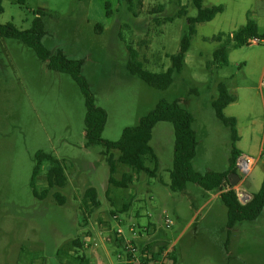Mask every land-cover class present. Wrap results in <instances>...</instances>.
<instances>
[{"label":"rangeland","instance_id":"rangeland-1","mask_svg":"<svg viewBox=\"0 0 264 264\" xmlns=\"http://www.w3.org/2000/svg\"><path fill=\"white\" fill-rule=\"evenodd\" d=\"M202 3L220 4L223 10L196 24L183 68L172 74L165 89L129 74L127 48L137 52L147 70L164 71L169 56L179 49L187 17L196 14L189 0H0V24L11 22L27 29L35 13L41 12L43 46L82 61L80 73L95 104L106 112L103 139L117 140L124 127L135 125L137 116L159 100H179L193 116L200 141L197 159L210 171L224 168L230 150L228 127L211 106L217 83L226 82L236 100L223 113L235 116L241 136L236 147L254 159L250 171L238 175L243 191H235L254 193L264 162V86L260 85L264 82V0ZM179 8L185 14L175 16ZM248 11L261 41L230 45L227 64L209 66L219 45L211 37L236 30L245 23ZM84 114L83 95L68 74L49 69L20 40L0 36V264H100L101 256L104 264H118L115 246L100 242L113 227L111 211L154 225L158 229L154 242L173 246L174 264H264V207L256 219L236 222L227 234L226 207L220 197L213 198L192 182L185 192L169 189L170 122L156 123L149 141L160 168L154 175L132 172L126 187H116L107 183L102 147H84ZM208 139L214 143L208 144ZM36 151L57 157L67 176L63 188H50L41 199L33 196L29 186ZM210 159L216 162L207 163ZM144 162L150 169L155 166L152 159ZM201 165L195 163L194 170ZM46 168L42 163L35 177L38 191L46 188ZM127 169L131 168L118 164L115 178ZM92 186L100 204L87 208L83 193ZM226 187H231L229 182ZM55 191L62 203L54 197ZM162 212L168 214L170 227L161 223ZM93 243L100 245L99 250L93 249Z\"/></svg>","mask_w":264,"mask_h":264},{"label":"trees","instance_id":"trees-1","mask_svg":"<svg viewBox=\"0 0 264 264\" xmlns=\"http://www.w3.org/2000/svg\"><path fill=\"white\" fill-rule=\"evenodd\" d=\"M203 0H189L191 6L196 9L194 16L187 17L184 33L180 39V46L175 54L169 56L170 65L164 71L152 72L144 68L143 63L138 59L137 52L131 47L127 48L126 69L129 74L135 75L148 85L165 89L172 81V74L179 72L184 65V53L187 51L190 38L196 31V24L211 20L217 13L222 12V5H208L202 3ZM108 8V2L105 3ZM2 10L0 6V11ZM109 15V10L106 12ZM41 12L35 13L32 24L27 29H19L13 23L0 24V36L20 40L31 48L36 56L44 61L49 69L68 74L78 85L84 99L85 114L83 119L84 127V147L94 144L102 147L101 156L108 167L107 183L116 187H126L131 182V174H122L120 179L114 177L117 164H125L135 173L145 172L154 175L157 166L156 157L150 146L151 131L157 122H170L173 128V151L172 164L169 170V189L171 191H181L186 183L192 182L206 191L221 190L220 199L226 207V228L227 234L230 228L237 221H251L258 217L264 207V162L262 163V180L258 190L252 193L250 199L241 203L234 188L224 189L229 182V174L235 172V161L240 155L236 147L238 135L235 127V119L223 113L224 108L236 100L234 93L228 91L226 82L217 83V96L212 98L211 106L215 116L228 127L230 150L228 167L225 171H205L199 172L192 168L191 161L196 154L197 140L192 128L193 116L179 104V100H159L154 107L146 114L142 115L133 126L124 127L117 140L103 139L101 134L106 122V112L97 106L93 95L88 87V83L81 75L82 61L68 58L61 50L55 52L48 51L42 44L44 35L43 24L40 16ZM185 14L183 8H179L177 15ZM174 16V17H175ZM172 20V18H168ZM100 29V25H96ZM258 35L256 22L246 14V21L236 30L230 33L220 32L211 37V40L219 43L212 52V61L209 63L216 66L226 65L228 62L227 51L230 45H244L247 38ZM117 150L118 155L114 157L112 151ZM146 159H152L155 166L149 168L145 164ZM34 166L31 172L29 186L35 198H43L50 188H63L67 183V176L61 161L43 151L34 153ZM46 162L45 182L46 188L38 191L35 186V177L40 171L42 163ZM224 189V190H223ZM60 203L63 198L59 192L53 193ZM82 201L87 208L97 207L99 200L94 187H88L83 193ZM115 213L113 211L110 212Z\"/></svg>","mask_w":264,"mask_h":264},{"label":"built area","instance_id":"built-area-1","mask_svg":"<svg viewBox=\"0 0 264 264\" xmlns=\"http://www.w3.org/2000/svg\"><path fill=\"white\" fill-rule=\"evenodd\" d=\"M261 41L259 37L252 36L246 39L245 44H257ZM264 86V82H260ZM254 159L248 155H239L235 161V171L246 175L252 165ZM225 189H228L226 187ZM161 223L164 227H170L171 221L166 212L160 215ZM110 221L113 227L104 237L100 238L103 243H112L116 249V256L119 260L118 264H173L172 251L173 246L170 244L157 245L154 242L158 229L153 227L149 222L145 224L133 222L124 214L112 213ZM100 245L94 244L93 249L98 250Z\"/></svg>","mask_w":264,"mask_h":264},{"label":"crops","instance_id":"crops-1","mask_svg":"<svg viewBox=\"0 0 264 264\" xmlns=\"http://www.w3.org/2000/svg\"><path fill=\"white\" fill-rule=\"evenodd\" d=\"M249 12V15H250V17H251V14H250V11H248ZM252 18V17H251ZM101 29V28H100ZM103 31V29L101 30V32ZM231 104V103H230ZM229 105V104H228ZM139 116L140 115H138L137 116V120H138V118H139ZM226 116H228V115H226ZM230 117H233L234 119H235V121H236V118H235V116H230ZM158 123V122H157ZM106 124V123H105ZM192 124H193V122H192ZM156 125V124H155ZM154 125V126H155ZM153 126V127H154ZM237 126V124L235 123V127ZM104 127H105V125H104ZM192 128H193V126H192ZM193 130H194V128H193ZM103 131V130H102ZM236 131H237V135H238V137L240 138L241 136L239 135L240 134V132H239V129L238 128H236ZM152 132V131H151ZM194 132H195V134H196V140H197V148H198V146H199V144H200V141H199V139H198V137H197V133H196V131L194 130ZM84 133V132H83ZM200 134L202 135V133L200 132ZM264 135V134H263ZM151 137H152V135H151ZM228 138H229V131H228ZM239 138H238V141H239ZM229 142H230V139H229ZM202 143V142H201ZM207 143L208 144H213L214 143V140L213 139H208L207 140ZM154 150V149H153ZM238 150L240 151V155L242 154V155H246V154H243L242 152H241V150L238 148ZM112 153H113V155H114V157H116L117 155H118V151L117 150H113L112 151ZM100 154H101V151H100ZM154 154H155V157H156V162H157V169L158 168H160V166H158V162H159V159H158V156L156 155V153H155V151H154ZM197 149H196V154H195V156L193 157V159H192V163H191V165H192V168L193 169H195L194 168V164L195 163H197V164H199V165H201V162H199L198 161V159H197ZM251 157V156H250ZM228 158H229V155L227 154L226 155V158H225V160H224V162H225V166H224V168H222L221 170H219L220 172L221 171H225L226 169H227V167H228ZM103 159H104V157H103ZM80 163H81V161H79ZM216 161L214 160V159H210V160H208L207 161V163H215ZM118 165V164H117ZM226 165H227V167H226ZM116 170H117V167H116ZM128 171L126 172V174H132V170L131 169H127ZM212 170V169H211ZM204 171H210L209 169H208V166H206V164L205 165H201V168H200V170H199V172H204ZM214 171H216V170H214ZM218 171V170H217ZM114 175V174H113ZM115 177V176H114ZM188 184H190V183H186V185H185V187H184V189H183V192H185V191H187L188 190ZM241 185H242V182H241V180H238V182L236 183V186L234 187V189L236 190V191H238V189H241ZM93 187V186H92ZM197 190L196 189V187H192V189L191 190ZM242 191H243V189H241ZM205 192H209V193H212V197L213 198H215V197H220V192H221V190H215V191H206V190H204ZM245 191V190H244ZM253 193V192H252ZM252 193H248V192H246L245 191V194H247V196H249V199H250V197H251V195H252ZM98 197V196H97ZM99 204H100V202H99ZM124 215H126V214H124ZM128 215V214H127ZM237 222H239V221H237ZM236 223V222H235ZM234 223V224H235ZM234 224H233V226L230 228V230H229V232H231V230L233 229V227H234ZM152 225V224H151ZM153 227H154V225H152ZM158 242H160V241H158ZM94 244V243H93ZM164 243H161V244H158L157 243V245H163ZM99 250V249H98ZM102 257V256H101ZM101 257H100V259H99V263L100 264H104V261L102 260L101 261ZM175 263V262H174Z\"/></svg>","mask_w":264,"mask_h":264},{"label":"water","instance_id":"water-1","mask_svg":"<svg viewBox=\"0 0 264 264\" xmlns=\"http://www.w3.org/2000/svg\"><path fill=\"white\" fill-rule=\"evenodd\" d=\"M238 180H239V176L236 172H231L229 174V185L231 187L235 186ZM237 197L241 203H245L249 200V196H247V194H245L242 191L237 193Z\"/></svg>","mask_w":264,"mask_h":264},{"label":"flooded vegetation","instance_id":"flooded-vegetation-1","mask_svg":"<svg viewBox=\"0 0 264 264\" xmlns=\"http://www.w3.org/2000/svg\"><path fill=\"white\" fill-rule=\"evenodd\" d=\"M173 264H174V262H173Z\"/></svg>","mask_w":264,"mask_h":264}]
</instances>
